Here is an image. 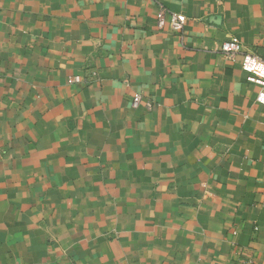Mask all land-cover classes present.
<instances>
[{"label": "crops", "instance_id": "crops-1", "mask_svg": "<svg viewBox=\"0 0 264 264\" xmlns=\"http://www.w3.org/2000/svg\"><path fill=\"white\" fill-rule=\"evenodd\" d=\"M244 54L264 0H0V264H264Z\"/></svg>", "mask_w": 264, "mask_h": 264}, {"label": "built area", "instance_id": "built-area-1", "mask_svg": "<svg viewBox=\"0 0 264 264\" xmlns=\"http://www.w3.org/2000/svg\"><path fill=\"white\" fill-rule=\"evenodd\" d=\"M187 18L182 14H177L161 7L157 14V26L161 31H171L183 35ZM219 50L229 57H235L241 52V43L233 38L223 42ZM242 68L248 75V82L258 85L261 90L257 96V102L264 106V58L254 54H244L242 58ZM79 78H72L69 83H78ZM142 97L137 94L132 99V107L138 108L141 105Z\"/></svg>", "mask_w": 264, "mask_h": 264}]
</instances>
